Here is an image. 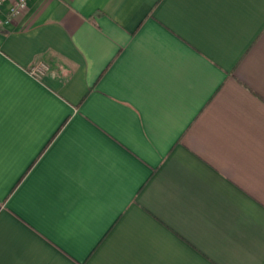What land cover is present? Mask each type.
<instances>
[{
	"label": "crops",
	"instance_id": "0c3cea01",
	"mask_svg": "<svg viewBox=\"0 0 264 264\" xmlns=\"http://www.w3.org/2000/svg\"><path fill=\"white\" fill-rule=\"evenodd\" d=\"M17 1L0 264H264V0Z\"/></svg>",
	"mask_w": 264,
	"mask_h": 264
},
{
	"label": "built area",
	"instance_id": "2783aa9c",
	"mask_svg": "<svg viewBox=\"0 0 264 264\" xmlns=\"http://www.w3.org/2000/svg\"><path fill=\"white\" fill-rule=\"evenodd\" d=\"M9 0H0V5ZM28 0H18L11 8L9 17L13 18L21 14L27 9ZM49 70V67L44 63H39L31 68V75L37 79H41L45 73Z\"/></svg>",
	"mask_w": 264,
	"mask_h": 264
}]
</instances>
